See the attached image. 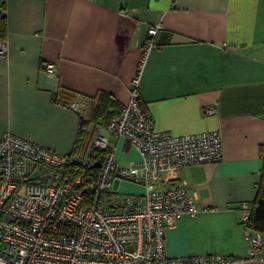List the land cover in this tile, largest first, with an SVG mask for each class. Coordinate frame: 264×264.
I'll list each match as a JSON object with an SVG mask.
<instances>
[{
	"label": "crops",
	"instance_id": "0c3cea01",
	"mask_svg": "<svg viewBox=\"0 0 264 264\" xmlns=\"http://www.w3.org/2000/svg\"><path fill=\"white\" fill-rule=\"evenodd\" d=\"M4 13L0 137L10 131L81 157L102 134L118 164L129 165L138 151L103 125L128 101L138 75L139 104L155 129L216 130L221 137L219 161L161 174L159 188L184 186L197 207L164 230V253L244 255L245 228L254 230L239 204L255 197L264 143V0H5ZM151 23L161 27L139 67ZM113 185L142 191L129 182Z\"/></svg>",
	"mask_w": 264,
	"mask_h": 264
},
{
	"label": "built area",
	"instance_id": "2783aa9c",
	"mask_svg": "<svg viewBox=\"0 0 264 264\" xmlns=\"http://www.w3.org/2000/svg\"><path fill=\"white\" fill-rule=\"evenodd\" d=\"M159 23L147 26L139 67L155 47ZM0 41V53H5ZM47 70L53 63L45 64ZM138 75L129 83L128 101L103 128L129 142L139 159L119 165L108 137L97 134L89 152L60 153L10 131L0 137V264H241L264 260L260 231L245 228L244 255L221 253L167 256L164 230L197 207L184 186L162 189V172L183 164L215 163L221 158L216 130L174 134L158 130L139 104ZM77 109L75 103L71 104ZM213 108L204 112L211 114ZM103 153L96 181L73 175L72 167H89ZM142 187L121 192L114 181ZM246 222L250 204H239Z\"/></svg>",
	"mask_w": 264,
	"mask_h": 264
},
{
	"label": "trees",
	"instance_id": "16d2710c",
	"mask_svg": "<svg viewBox=\"0 0 264 264\" xmlns=\"http://www.w3.org/2000/svg\"><path fill=\"white\" fill-rule=\"evenodd\" d=\"M5 0H0V19L4 17ZM3 41V40H0ZM83 131L79 129L76 140L75 149L79 146V142L82 139ZM74 149V150H75ZM262 165L260 169V179L256 186V194L254 199L250 203V214L246 221V226L252 230H258L261 233L264 232V143L261 145ZM103 153H99L95 158H92L89 167L74 166L70 170L73 171V175H80L88 180L96 181L98 172L102 163Z\"/></svg>",
	"mask_w": 264,
	"mask_h": 264
},
{
	"label": "rangeland",
	"instance_id": "374dc122",
	"mask_svg": "<svg viewBox=\"0 0 264 264\" xmlns=\"http://www.w3.org/2000/svg\"><path fill=\"white\" fill-rule=\"evenodd\" d=\"M115 187V186H114Z\"/></svg>",
	"mask_w": 264,
	"mask_h": 264
}]
</instances>
